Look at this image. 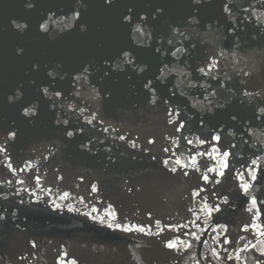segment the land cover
Listing matches in <instances>:
<instances>
[{
    "label": "water",
    "instance_id": "obj_1",
    "mask_svg": "<svg viewBox=\"0 0 264 264\" xmlns=\"http://www.w3.org/2000/svg\"><path fill=\"white\" fill-rule=\"evenodd\" d=\"M0 217V264H264V0H0Z\"/></svg>",
    "mask_w": 264,
    "mask_h": 264
},
{
    "label": "snow or ice",
    "instance_id": "obj_2",
    "mask_svg": "<svg viewBox=\"0 0 264 264\" xmlns=\"http://www.w3.org/2000/svg\"><path fill=\"white\" fill-rule=\"evenodd\" d=\"M106 2H107L109 5H111V0H106ZM197 2H199V0H197ZM29 6H31V5H29ZM226 10H227V9H226ZM78 16H79V13L77 12L76 15L73 17V19L77 18ZM125 19L127 20L128 17H125ZM17 27H18V28H23L24 26H23V25H17ZM40 29H41L42 31H45V32H46V31H47V25H46V24H41V25H40ZM135 31L138 32V33H140L141 36L144 35V33L142 32V30L140 29L139 26H137V27L135 28ZM169 43H171V41H169ZM157 51H159V49H157ZM180 51H181V49L177 48L176 51L172 53V55L175 56L176 53H177V52H180ZM124 59H125V61H128V53H127V52L124 53ZM128 62H130V61H128ZM84 71L87 72V71H88L87 68H85ZM141 71H143V69H141ZM201 71H203V69H201ZM48 75L51 76L52 73H49ZM161 75H163V73H161ZM76 79L79 80L80 77H76ZM44 92H45V94H47L48 89L45 88V89H44ZM55 95H56V96H60V93H59V92H56ZM81 111H83V109H82ZM27 114H28V110L25 111V115H27ZM89 123H91V121H89ZM181 127H183V125H181ZM67 134H68V136H71V135H72L71 132H68ZM11 135H15V134L12 133ZM10 138H11V136H10ZM121 139H123V137H121ZM213 139L219 141L220 137H219V136H216V137H213ZM189 143H191V141H189ZM229 155H230L229 152H224V153H223V156H224V157H227V156H229ZM164 163L167 164L168 161H165ZM176 163L179 164V160H177ZM253 163H255V161H253ZM225 167H227V165H225ZM173 171H175V169H173ZM218 174L222 175L223 173H218ZM253 178H254V177H253ZM204 179L207 180V177H205ZM244 187H245V191H246V190H247V186L245 185ZM92 190H93V191H96L95 186H93V189H92ZM69 210H71V209H69ZM0 219H3V217H0ZM109 227H111V225H109ZM126 231H127V229H126ZM225 243H228V241H225ZM166 247L169 248V249H174V248L176 247V244H175L174 242H170V243H168V244L166 245Z\"/></svg>",
    "mask_w": 264,
    "mask_h": 264
}]
</instances>
